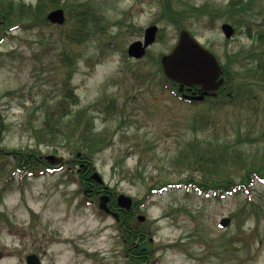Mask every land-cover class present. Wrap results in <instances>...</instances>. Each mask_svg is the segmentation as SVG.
I'll list each match as a JSON object with an SVG mask.
<instances>
[{"label": "rangeland", "instance_id": "1", "mask_svg": "<svg viewBox=\"0 0 264 264\" xmlns=\"http://www.w3.org/2000/svg\"><path fill=\"white\" fill-rule=\"evenodd\" d=\"M78 1L93 3L104 17L102 30L112 48L93 40L71 49L62 32L72 23L39 32L15 31L14 39L5 37L0 42V117L6 129L0 148L37 147L44 158L70 159L67 145H57L54 154V146L38 144L41 139L36 135L45 104L58 98L62 69L56 54L64 49L79 52L72 82L79 107L88 108L97 129H107L113 142L95 156L94 167L107 187L141 202L136 215L144 217L153 248L158 247L149 264H264V183L255 180L250 197L200 193L178 184L184 175L169 167L170 159L195 137L234 140L239 132L250 138L244 142L248 155H261L264 85L255 87L259 97L251 101L252 109L226 107L204 113L214 124L194 132V115L206 112L207 102L194 106L182 102L159 88L152 74L158 58L170 53L178 39L176 26L156 20L161 0L62 2L70 7ZM171 1L182 11L206 1L224 8L231 0ZM242 1L245 5L249 0ZM246 13L254 35L256 25L264 24V0H253ZM224 19L218 20L216 30L195 26L193 31L223 64L242 62L235 70H241L237 72L240 81L249 62L246 53L262 48L247 36L244 25L242 34L225 39L220 25L229 22ZM153 24L163 31L162 39H156L141 60L128 58L127 47L142 40L144 30ZM12 52V57L7 55ZM89 59L95 62L93 70L87 66ZM112 101L115 110L108 109ZM152 177L158 182L157 190L149 189L154 184ZM76 182L75 169L21 174L13 172L10 158L0 157V264H25L29 254L37 255L42 264H127L114 219L101 214L95 202L84 200ZM250 211L258 219L246 217ZM223 218L229 219L226 227L219 225ZM174 243L179 244L175 249L163 248Z\"/></svg>", "mask_w": 264, "mask_h": 264}, {"label": "trees", "instance_id": "2", "mask_svg": "<svg viewBox=\"0 0 264 264\" xmlns=\"http://www.w3.org/2000/svg\"><path fill=\"white\" fill-rule=\"evenodd\" d=\"M62 1L36 0L35 3H32L31 1L25 2V0H0V42L5 37L14 39L13 33L15 31L39 32L52 27L53 25L47 21L46 15L49 11L60 8L65 12V23L58 28H63L72 23L71 28L62 32V36L66 38V43L70 48L84 45L93 40L102 42L105 48H112L111 42L105 41L106 31L102 30L104 29L102 27L104 17L98 13V9L93 3L78 1L75 5L70 4L71 6L67 7L65 1ZM251 2L253 0H249L244 5L242 0H231L226 7L216 8L206 1V4L203 3L198 7L192 4L189 9L179 11L174 8L171 0H161V11L155 14L157 22L172 24L176 26L178 32L186 30L191 36H195L193 31L195 26L206 30H216L218 20L225 18V22L231 23L234 27L235 35L242 34L240 27L244 25L247 36L258 41L261 45L260 48H262L259 52L248 51L246 53L249 62L246 68L244 67V77L240 78V81L237 78V72L241 70H235L242 62L227 60L223 64L221 58L216 55L222 66L224 82L216 92V96L207 102L206 112H197L194 115L192 125L194 132L206 131L214 124V121L210 120L204 113L208 112L209 114V112L223 110L226 107L252 109L251 101H256L259 97L255 87L259 84L264 85V24L256 25L257 28L252 35V22L246 13ZM243 12H245L246 17ZM162 32L160 30L157 35L158 41L162 39ZM2 55L3 53L0 52V56ZM7 55L12 57L13 52ZM56 56L62 69L57 88L58 98L49 105L45 104L46 107H44L40 119V134H37L36 138L41 139L38 144L54 146V154L58 151L57 145H67L71 150L70 159L64 165L61 162L45 160L37 147L11 150L0 148V157L11 159L13 172L17 171L21 174L27 172L29 175H33L37 171L55 173L64 167L67 171L75 169L82 178L81 180H87L88 175L94 171L95 156L111 146L113 142L107 129H97L94 122L95 117L89 113L88 108L79 107L80 99L72 82L81 54L64 49ZM159 59L157 60L158 68H155L152 73L153 77L156 78L159 88L165 87L167 82L171 86V83L162 73ZM126 60L124 53V61ZM94 65V60H87V66L90 70L94 69ZM108 106H110L108 109H116L113 101ZM5 129L6 126L0 117V144L3 140L1 134ZM262 132L264 134V131ZM249 139V136L242 137L239 132L234 140H221L218 136H214L212 140L195 137L185 143L180 152H177L170 159L169 167L173 170L176 169L179 175H184L178 184L187 189L191 188L206 194L210 192L222 195L224 193L246 194L250 197V188L255 180L264 183V147L261 155L250 157L244 148V142L249 141ZM135 147H137L136 144ZM78 152L81 153L80 161L76 158ZM78 163H84L83 168H76ZM81 180L79 187L84 189L87 185L83 184ZM151 180H154V184L149 189H159L157 180L153 177ZM163 185L168 186L170 182H164ZM93 188L97 192H93L95 200L100 193H105L103 190L107 188L108 194L111 195L109 204L111 207H116L114 197L117 192L114 188L107 186L104 188L95 183ZM138 204L135 203L131 211L120 215L122 226L119 235L127 264H149L158 249V247L153 248L152 235L146 226L143 223H138L134 217L137 213ZM252 215L258 219L257 213L254 211L248 212L246 217ZM239 222H243V219ZM1 228L2 225L0 224ZM177 246L179 244L174 243L163 248L175 249ZM163 248L162 250H164ZM225 250L227 252V249Z\"/></svg>", "mask_w": 264, "mask_h": 264}, {"label": "water", "instance_id": "3", "mask_svg": "<svg viewBox=\"0 0 264 264\" xmlns=\"http://www.w3.org/2000/svg\"><path fill=\"white\" fill-rule=\"evenodd\" d=\"M47 20L52 24L62 25L65 21L64 12L61 9L54 10L47 15ZM221 29L224 36L229 39L233 34V28L229 24H223ZM158 28L151 26L145 31L144 41H136L129 45L128 55L135 59H140L145 54V49L154 43ZM161 67L164 75L170 80L180 84V86L197 85L203 89V94L208 91H214L221 86V67L213 54L203 48L191 35L182 30L179 34L178 41L169 55L161 58ZM204 95L190 97L191 100L202 101ZM80 154H78V157ZM91 179L102 184L103 181L98 173H94ZM107 197H102L99 208L109 212L107 208ZM117 204L121 209L129 210L132 206V199L123 194L117 198ZM116 217V215H114ZM143 221V217H139ZM229 219L223 218L220 221L221 227H226ZM26 264H41L35 254L26 257Z\"/></svg>", "mask_w": 264, "mask_h": 264}, {"label": "flooded vegetation", "instance_id": "4", "mask_svg": "<svg viewBox=\"0 0 264 264\" xmlns=\"http://www.w3.org/2000/svg\"><path fill=\"white\" fill-rule=\"evenodd\" d=\"M172 86H173V84H171V86H170V85H168V82H167V87L172 88ZM176 86H177V90L179 91V99L184 100L186 103H193V104L202 103V102H196V101L195 102H192V101H190V100L187 99V97H190V96L202 95L203 91L198 86H188V87L185 86V87L181 88L182 89L181 91L179 90L180 89L179 85H176ZM214 96H215V93L209 92L208 95L205 98H208V101H209L210 100V97H214ZM90 175L91 174H89L88 176H90ZM80 180L81 179L79 178V181ZM81 181H82L83 184L87 185L86 189L81 190L82 195L84 196V200L85 199H89L90 202L93 203L94 202L93 192L97 193L94 190V188H93L94 187V182L92 180H90L89 178H88V180H84L83 179ZM108 193L109 192L107 191V194ZM102 196H103V194L100 193L96 197V200L98 201L99 198L102 197ZM106 196L108 198V203H109L110 200H111V195L108 194ZM114 201L116 203L115 204L116 207H111V209H112L111 210L112 211L111 214H113V213H116L117 214V219H116L115 223H116L117 227L121 228L122 223H121L120 215L125 214L126 212L124 210L120 209L117 206V197H114ZM138 202H139V205H138V210H139L140 209V206H141V202L140 201H138ZM134 217L138 220V216L137 215H135ZM120 231H121V229L118 230L119 233H120Z\"/></svg>", "mask_w": 264, "mask_h": 264}]
</instances>
